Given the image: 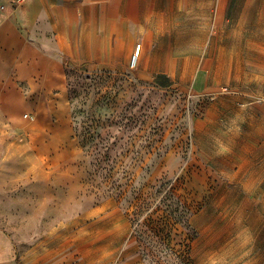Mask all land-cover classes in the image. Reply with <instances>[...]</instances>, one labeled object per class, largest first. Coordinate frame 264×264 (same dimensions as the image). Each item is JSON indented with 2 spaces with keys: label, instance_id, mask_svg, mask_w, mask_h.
<instances>
[{
  "label": "rangeland",
  "instance_id": "obj_1",
  "mask_svg": "<svg viewBox=\"0 0 264 264\" xmlns=\"http://www.w3.org/2000/svg\"><path fill=\"white\" fill-rule=\"evenodd\" d=\"M244 1L171 23L197 86L67 71L69 142L0 155L3 264H264V9Z\"/></svg>",
  "mask_w": 264,
  "mask_h": 264
},
{
  "label": "crops",
  "instance_id": "obj_2",
  "mask_svg": "<svg viewBox=\"0 0 264 264\" xmlns=\"http://www.w3.org/2000/svg\"><path fill=\"white\" fill-rule=\"evenodd\" d=\"M244 3L242 9H264V0ZM208 7L201 0H17L12 12L4 5L0 155L17 154L23 143H68L67 71L127 70L137 44L132 76L160 89L183 81L197 86L199 59L174 49L171 23ZM256 18L253 24H264V15ZM9 249L11 241L0 230V264L9 261Z\"/></svg>",
  "mask_w": 264,
  "mask_h": 264
},
{
  "label": "built area",
  "instance_id": "obj_3",
  "mask_svg": "<svg viewBox=\"0 0 264 264\" xmlns=\"http://www.w3.org/2000/svg\"><path fill=\"white\" fill-rule=\"evenodd\" d=\"M139 47H140V44H137L136 45V48H135V54H134V56L132 57V59H131V66H134V64H135V59H136V56L138 55V50H139Z\"/></svg>",
  "mask_w": 264,
  "mask_h": 264
}]
</instances>
